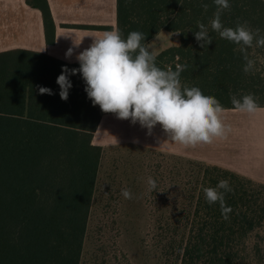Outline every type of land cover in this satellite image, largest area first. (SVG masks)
Instances as JSON below:
<instances>
[{
  "label": "trees",
  "instance_id": "obj_1",
  "mask_svg": "<svg viewBox=\"0 0 264 264\" xmlns=\"http://www.w3.org/2000/svg\"><path fill=\"white\" fill-rule=\"evenodd\" d=\"M27 2L41 10L47 42L54 43L56 24L48 0ZM229 4L221 15L224 27L246 23L264 36V0ZM217 7L214 0H118V29L125 39L132 31L142 32L147 48L163 30L180 32V47L156 55L155 63L166 70L168 60L178 57L182 89L198 87L224 109H235L233 98L248 94L264 107V47L254 39L242 53L240 45L212 30ZM199 23L213 40L204 48L194 36ZM245 54L255 62L247 73ZM63 66L80 67L24 50L0 53V264L81 262L103 157L93 137L102 116L113 113L92 104L79 73L70 76L73 87L62 100L56 80ZM38 86L54 94H40ZM200 165L181 264H264V182ZM221 180L231 188L225 194L228 219L220 203L209 204L204 193Z\"/></svg>",
  "mask_w": 264,
  "mask_h": 264
},
{
  "label": "clouds",
  "instance_id": "obj_2",
  "mask_svg": "<svg viewBox=\"0 0 264 264\" xmlns=\"http://www.w3.org/2000/svg\"><path fill=\"white\" fill-rule=\"evenodd\" d=\"M218 6L211 20L212 30L237 45L246 53L247 48L264 47V36L260 29L253 31L248 25L238 24L235 28H226L221 21L222 11L230 7L229 0H214ZM207 8V5H203ZM199 30L194 32L195 39L201 48L212 43L208 28L198 24ZM175 32L173 35H179ZM91 45L76 55L79 68L62 67L57 77L59 96L67 101L69 90L73 87L70 76L79 73L84 80L85 92L92 104L98 105L104 113H114L121 120L137 122L149 132L159 124L172 141L183 145L196 146L200 143H212L214 138H226L231 127L223 122L225 109L213 96L202 93L198 87L183 88L180 74L182 66L177 70H162L155 63L156 56L150 52L142 41L146 36L139 31H132L123 38L118 28L106 31L100 37H93ZM82 42V41H81ZM80 42V43H81ZM79 44H74L78 47ZM74 48L70 47L65 58L73 56ZM244 71L249 72L254 61L248 59ZM39 87L40 94L53 95L47 87ZM236 110L247 113L261 111L253 94L233 98ZM149 191L157 188L151 177L147 181ZM221 189L223 191H221ZM231 188L227 180H221L215 188H205L204 193L209 204L220 203L222 216L228 219L231 208L225 205V194ZM125 199H132L130 189H122Z\"/></svg>",
  "mask_w": 264,
  "mask_h": 264
},
{
  "label": "rangeland",
  "instance_id": "obj_3",
  "mask_svg": "<svg viewBox=\"0 0 264 264\" xmlns=\"http://www.w3.org/2000/svg\"><path fill=\"white\" fill-rule=\"evenodd\" d=\"M200 164L153 148H104L80 264H181Z\"/></svg>",
  "mask_w": 264,
  "mask_h": 264
},
{
  "label": "crops",
  "instance_id": "obj_4",
  "mask_svg": "<svg viewBox=\"0 0 264 264\" xmlns=\"http://www.w3.org/2000/svg\"><path fill=\"white\" fill-rule=\"evenodd\" d=\"M48 4L56 24L52 44L47 42L40 9L28 4L27 0H0V53L24 50L74 65L79 63L76 55L91 45L93 37L118 28V0H48ZM174 33L159 32L147 43L148 49L156 56L169 48L180 47L181 36ZM73 43L80 45L74 47ZM70 47L74 48V53L66 59L65 53ZM32 102L36 103L37 97ZM231 110L233 113L222 115L231 131L226 138H214L212 143L185 147L172 141L159 124L149 132L138 122L121 120L113 113L102 116L93 144L103 149L123 146L153 148L264 182V110L255 113Z\"/></svg>",
  "mask_w": 264,
  "mask_h": 264
},
{
  "label": "built area",
  "instance_id": "obj_5",
  "mask_svg": "<svg viewBox=\"0 0 264 264\" xmlns=\"http://www.w3.org/2000/svg\"><path fill=\"white\" fill-rule=\"evenodd\" d=\"M177 66H181V65H180L179 63L176 62V67H177ZM168 68L172 70V66H169Z\"/></svg>",
  "mask_w": 264,
  "mask_h": 264
}]
</instances>
